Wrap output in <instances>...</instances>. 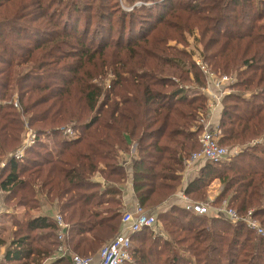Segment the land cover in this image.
Listing matches in <instances>:
<instances>
[{
    "label": "trees",
    "instance_id": "trees-1",
    "mask_svg": "<svg viewBox=\"0 0 264 264\" xmlns=\"http://www.w3.org/2000/svg\"><path fill=\"white\" fill-rule=\"evenodd\" d=\"M132 1L140 7L128 12L121 0H0V189L28 210L14 219L11 237L0 238V264H73L71 255L48 260L62 243L54 207L68 224L63 242L72 254L96 256L122 228L129 180L137 203L158 212L160 231L134 235L124 264H264V234L243 221L179 203L162 209L200 150L208 118L207 95L183 85H208L197 57L238 77L229 88L242 94L223 97L218 128L220 144L239 151L203 162L186 192L205 200L219 180L216 204L227 199L264 229V0ZM137 10L159 17L152 31ZM188 35L199 53L177 47ZM28 125L39 136L51 130L54 150L37 136L16 158ZM69 127L78 135H64Z\"/></svg>",
    "mask_w": 264,
    "mask_h": 264
},
{
    "label": "built area",
    "instance_id": "built-area-1",
    "mask_svg": "<svg viewBox=\"0 0 264 264\" xmlns=\"http://www.w3.org/2000/svg\"><path fill=\"white\" fill-rule=\"evenodd\" d=\"M197 64L208 77V85L206 87L197 86L199 91L208 97V118L205 129L200 135L201 148L186 160L185 167L187 166V168L197 166L203 162H218L231 154L228 147L220 144L221 131L218 125H210L209 115L222 106L223 97L230 91L228 85L233 83L235 79L227 74H216L212 72L200 60L197 61ZM16 106L19 108L17 103ZM67 133L71 136L74 135L72 128H69ZM25 137L26 139L33 138V131L28 128ZM24 143L25 146L14 154L16 158H23L25 147L31 144L29 142ZM189 183L188 178L187 181L185 179L183 190L176 195L180 201L179 203L185 210L198 215H222L232 222L243 221L249 228L260 234H264V229L260 226L257 219L252 216L251 212L245 216H241L234 208L230 207L227 199L220 205L214 206L192 199L186 192ZM150 212V210L136 202L131 208L126 209L122 218L120 232L113 239L106 242L99 249L96 256H82L72 254L69 247L63 242L67 235L68 224L57 210L56 222L59 230L58 238L62 243L58 246L56 254L48 260L54 261L57 257L71 255L73 264H124L131 262V249L134 245V235L146 228L155 229L156 232L160 231L156 229L158 226L157 216Z\"/></svg>",
    "mask_w": 264,
    "mask_h": 264
},
{
    "label": "rangeland",
    "instance_id": "rangeland-1",
    "mask_svg": "<svg viewBox=\"0 0 264 264\" xmlns=\"http://www.w3.org/2000/svg\"><path fill=\"white\" fill-rule=\"evenodd\" d=\"M122 2H120V4L121 5H124V9H126V10H128V12L129 11H132V10H134V8H135V6H138V7H140V4H141V1H137V2H134V1H127V0H121ZM134 3V4H131V3ZM129 6V7H128ZM122 7V6H121ZM122 9L123 8H121L120 9V6H118V8L116 7V10H115V12H114V15H115V18H114V22H118V20L120 19L119 18V16L121 15V14H123V12H122ZM136 10V9H135ZM158 10L159 11H161V9L160 8H158ZM89 12H85V13H83V15L85 16V15H87ZM109 13H111V12H109ZM136 14L137 15H139V16H142V18L143 19H150L149 21H150V26H151V31L153 30V28H155L156 27V25H154V24H156L157 23V21H158V18L159 17H157V18H149L148 17V15H146L145 14V12L144 11H136ZM89 15V14H88ZM145 17V18H144ZM141 17H140V19H142ZM99 20L97 19V18H95L94 20H93V23L95 24L96 22H98ZM140 21V20H139ZM139 21L136 23V26H138L139 25ZM263 23H264V20L262 21ZM111 23H113V22H111ZM97 24V23H96ZM108 24H110V23H108ZM116 24V27L115 28H117L118 27V23H115ZM152 24V25H151ZM111 25V24H110ZM149 25H146L147 27H148V30H149V28H150V26ZM83 26V24L81 25V27ZM135 26V27H136ZM80 27V28H81ZM138 28H139V26H138ZM115 32H116V30H115ZM116 33L114 34V38H116ZM128 37L126 36V39H127ZM173 43V42H172ZM186 44H188V46L186 47ZM171 45H173V46H175L176 44L175 43H173V44H171ZM177 47L179 48V49H184V47H186V49L187 50H189V51H194V53L197 51L198 53H199V51H200V49L202 48L200 45H199V43H196V40H195V37L194 36H190V35H188V43H182V42H180L178 45H177ZM196 57V56H195ZM198 60H201L202 61V59H199V58H197L196 57V63H197V61ZM233 79H235L234 80V82L233 83H235L236 82V80L238 79V77H237V75H236V73H232V74H229ZM233 83H231V84H229V86L228 87H230V85H232ZM183 85H185V87L186 88H188V90H189V92L191 93V94H193V93H199L200 91H199V88L197 87V86H199L198 84H196L195 82L194 83H186V84H183ZM230 89V88H229ZM236 93V94H242V92H241V90L239 89V88H236V89H230V91L228 92V93ZM201 93V92H200ZM227 93V94H228ZM244 94V93H243ZM244 95H248L247 93L246 94H244ZM27 127V129L29 128V129H31L32 131H33V133H34V137L33 138H31V139H26V137L24 138V142H29V143H31V145H34V143L36 142V137L37 136H39V134L38 133H36L33 129V127H29V125L28 126H26ZM70 128V127H69ZM68 128V129H69ZM68 129H66L65 130V132H63L64 133V135H68L69 136V134L67 133V130ZM72 132L73 133H75V135H78V131L77 130H75V129H72ZM47 134H45L46 136H44V135H42V136H39V137H41V139H42V141L45 143V145L49 148V150L50 151H52V150H54V135H51V130H47V132H46ZM261 141V142H260ZM256 142H259V144L260 143H262V140H255L254 142H253V144H255ZM226 147H228L229 149H230V151H231V154L230 155H234V153H236V152H238L239 151V147H232L231 145H225ZM40 151H43L44 153H45V150L41 147V148H38ZM26 148H25V151H24V156L26 155L25 153H26ZM0 157L1 158H5V156L3 155V154H1L0 153ZM23 156V157H24ZM34 157V156H33ZM229 157V156H228ZM226 159H227V157L226 158H224L223 160H221V161H218V162H213V163H220V162H222V161H226ZM2 165H3V162H2ZM201 166H203V163H199L198 164V167H201ZM198 172V174H197V176H199V174H200V168H199V171H197ZM196 176V177H197ZM217 181V183L216 184H213L214 182H216ZM1 188V187H0ZM1 190V189H0ZM221 190H223V185H222V183L219 181V180H214L204 191H205V193H206V199L205 200H201V199H198L199 201H201V202H203V203H208V204H210V205H212V206H214V205H217V204H213L212 203V200L213 199H211L210 198V196L212 197V195H215L214 193L216 192V193H218L219 191L221 192ZM203 191V192H204ZM157 200H158V198L157 199H154L151 203H150V205L152 206L153 204H156L157 203ZM48 203V202H47ZM166 204L167 203H165L164 204V206H166ZM48 205H52V204H48ZM48 205H46V206H43L41 209H39V210H32V214H38V213H42V212H45V210H47V206ZM150 206V207H151ZM18 208H19V212L18 213H15V217H6L8 214H6L4 217H3V219H0V238H8V237H11V231L13 230V229H15V225H14V219L15 220H18V221H22L23 219H24V216L28 213V210H27V208L25 207V206H17ZM17 207H15L14 209H16ZM150 207H148V208H150ZM165 208H169V207H162V209H165ZM151 209V208H150ZM153 209V208H152ZM52 211L54 212L55 211V209L54 208H52ZM52 211H50L52 214H53V212ZM150 213H154L156 216H158L159 214H158V212L157 213H155V212H150ZM31 214V213H30ZM10 215H12V214H10ZM257 221H258V223L260 224V226H261V223H260V221L257 219ZM2 226V227H1ZM159 227L161 228V225H159ZM262 227V226H261ZM253 230V229H252ZM254 232H256L257 234H260V233H258L257 231H255V230H253ZM161 234V233H160ZM165 234V233H164ZM135 245H139V242H136L135 243ZM46 261V260H45Z\"/></svg>",
    "mask_w": 264,
    "mask_h": 264
},
{
    "label": "crops",
    "instance_id": "crops-1",
    "mask_svg": "<svg viewBox=\"0 0 264 264\" xmlns=\"http://www.w3.org/2000/svg\"><path fill=\"white\" fill-rule=\"evenodd\" d=\"M222 109L223 106L217 108L216 110H214V112H211L209 115V120H210V125H218L219 121L221 119V114H222ZM198 165L197 166H192L187 168V166L185 167V169L182 172V179H181V183L179 186V189L177 191L176 194L173 195L172 198H170L167 201L166 206L164 207H170L171 205L175 204V203H179L180 201L177 199V194L183 190L184 188V181L187 178L189 180V182H191L194 178H196L198 172L199 171ZM216 182H214L213 184H216ZM126 190H125V205H126V209L127 208H131L136 202H137V198L134 194V190H133V185H132V181L129 180L125 186ZM222 191V190H221ZM221 192L219 191L218 193H214L215 195H212V197L210 196L212 200L213 204H216V198L217 196L220 194ZM190 196V195H189ZM191 197V196H190ZM192 198V197H191ZM194 199V198H192ZM196 200V199H194ZM199 201V200H197ZM180 204V203H179ZM181 205V204H180ZM15 207L12 206V202L9 201V196L7 192H4L2 190H0V219H3V217L8 214L6 217H15V213L19 212V208L17 207L16 209H14ZM55 211L53 212L52 215H55L57 212V207H54ZM51 213V212H50ZM12 214V215H10ZM2 227V226H1ZM1 236V235H0ZM5 252H6V246H0V263L4 260V256H5Z\"/></svg>",
    "mask_w": 264,
    "mask_h": 264
}]
</instances>
